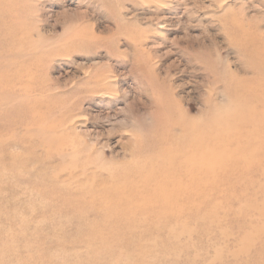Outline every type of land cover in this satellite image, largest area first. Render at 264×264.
<instances>
[{
  "label": "rangeland",
  "instance_id": "obj_1",
  "mask_svg": "<svg viewBox=\"0 0 264 264\" xmlns=\"http://www.w3.org/2000/svg\"><path fill=\"white\" fill-rule=\"evenodd\" d=\"M158 1L0 0V264H264V0Z\"/></svg>",
  "mask_w": 264,
  "mask_h": 264
},
{
  "label": "bare ground",
  "instance_id": "obj_2",
  "mask_svg": "<svg viewBox=\"0 0 264 264\" xmlns=\"http://www.w3.org/2000/svg\"><path fill=\"white\" fill-rule=\"evenodd\" d=\"M158 1V0H157ZM159 0L158 2H162ZM208 165V164H207ZM201 166H203L201 164ZM205 167V166H204ZM191 170L195 169V163L190 167ZM172 191L169 196L162 199L163 203H170L172 201L181 200L183 204H192L194 201V192L196 189V181L190 179L188 182H179L172 185Z\"/></svg>",
  "mask_w": 264,
  "mask_h": 264
}]
</instances>
